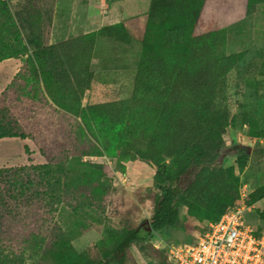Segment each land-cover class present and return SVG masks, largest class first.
Wrapping results in <instances>:
<instances>
[{
	"label": "rangeland",
	"instance_id": "rangeland-1",
	"mask_svg": "<svg viewBox=\"0 0 264 264\" xmlns=\"http://www.w3.org/2000/svg\"><path fill=\"white\" fill-rule=\"evenodd\" d=\"M72 2L0 0V117L26 136L0 139V244L25 264H99L104 252L141 227L150 234L131 245L124 264H166L172 246L196 242L242 199L250 209L246 224L264 237V150L258 144L264 139L259 138L264 132V0H188L180 13H166L159 0H74L73 11ZM88 19L90 29L97 28L90 32L96 52L92 71L106 81L79 101L35 56L50 46L52 35L62 37L71 26L69 42L83 37ZM178 24L193 34L207 30L222 36V51L236 57L237 68L219 104L248 114L253 124L244 126L239 115L228 129L219 156L232 174L215 190L211 206L182 207L176 227L154 232L146 222L156 170L122 159L121 153L128 143L157 132L156 115L132 104L123 118L110 119L95 106L129 99L147 46L167 50L161 29ZM104 28L108 37L100 33ZM113 54L119 58L112 63L118 77L102 69ZM65 56L57 50L51 64L58 66ZM117 90L119 96L108 97ZM50 162L65 168L60 188L48 185L53 177L39 168Z\"/></svg>",
	"mask_w": 264,
	"mask_h": 264
},
{
	"label": "trees",
	"instance_id": "trees-1",
	"mask_svg": "<svg viewBox=\"0 0 264 264\" xmlns=\"http://www.w3.org/2000/svg\"><path fill=\"white\" fill-rule=\"evenodd\" d=\"M187 1L159 0L158 4L167 8L166 13L170 9L180 13L186 11ZM198 1L191 0L190 3ZM108 32L109 28H104L100 33L108 37ZM161 34L167 50L147 46L132 78L131 97L95 106V109L104 110L110 119L123 118L132 104L150 109L156 115L157 132L141 138L139 142L128 143L121 153L122 159L140 161L156 170V191L148 194L152 213L146 222L154 232L176 227L182 207L191 209L196 204L211 206L215 190L232 174L231 166H225L219 156L227 131L237 125L240 116L244 126L252 123L248 114H235L229 106L219 104L228 90L229 76L237 68L236 57L223 53L219 33L204 30L193 34L178 24L161 29ZM69 44L72 48L67 52ZM94 47V36L87 34L71 42L42 48L35 57L45 60L48 76L57 85L65 92L70 90L82 101L88 92L92 93L106 81L103 73L92 71ZM57 50H63L66 56L64 60L58 59V66H54L51 62ZM260 75L264 77V58ZM119 92L110 93L108 97L119 96ZM3 120L0 117V139H26L12 123ZM262 135L259 138H264V132ZM262 148L264 150V146ZM56 166L50 162L39 167L53 177L48 183L52 188L61 187L59 174L65 170L61 165ZM11 195L12 200L19 197L14 192ZM51 196L55 197L53 193ZM262 197L263 193L259 198ZM143 233L147 237L150 234L141 227L128 231L104 252V259L99 264H124L131 245L140 240ZM0 264H25V261L0 244Z\"/></svg>",
	"mask_w": 264,
	"mask_h": 264
},
{
	"label": "built area",
	"instance_id": "built-area-1",
	"mask_svg": "<svg viewBox=\"0 0 264 264\" xmlns=\"http://www.w3.org/2000/svg\"><path fill=\"white\" fill-rule=\"evenodd\" d=\"M258 143V142H257ZM264 146V139L258 143ZM245 200L229 208L194 243L169 249L168 264H264V237L246 224Z\"/></svg>",
	"mask_w": 264,
	"mask_h": 264
},
{
	"label": "crops",
	"instance_id": "crops-1",
	"mask_svg": "<svg viewBox=\"0 0 264 264\" xmlns=\"http://www.w3.org/2000/svg\"><path fill=\"white\" fill-rule=\"evenodd\" d=\"M76 7V3H74V0H73V2H72V11L74 10V8ZM57 8H58V6H57ZM73 20V19H72ZM72 27L73 26H71L70 28H69V31L67 32L66 31V33L64 34V35H62V37H55V35H52L51 36V39H50V46H53V45H57V44H60V43H62V42H65V41H68L70 38H72L73 36H71V35H69L71 32H72ZM85 29H84V32L82 33V35H87V34H90V32H93V31H96L97 30V28L95 29H90V19H88L87 21H86V23H85V27H84ZM70 32V33H69ZM69 33V34H68ZM113 55H116V54H113ZM94 57H96V52L94 53ZM110 59H114L113 61H111L110 59H108V61L103 65V67L104 68H102V69H105V70H107L108 72L107 73H105V74H110V75H114V77L116 76V77H118V74H117V72H119L117 69H116V67H113L112 66V63H116L118 60H119V58H118V55H116V57H109ZM106 59V58H105ZM109 66V67H108ZM107 68H110V70L109 69H107ZM123 76V74H121V77ZM247 141H248V139H247ZM261 147H263V146H261Z\"/></svg>",
	"mask_w": 264,
	"mask_h": 264
}]
</instances>
